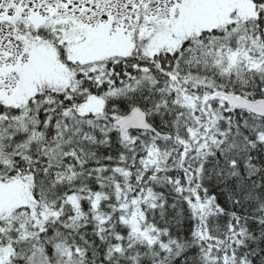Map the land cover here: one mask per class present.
Returning a JSON list of instances; mask_svg holds the SVG:
<instances>
[{
  "label": "snow or ice",
  "instance_id": "snow-or-ice-1",
  "mask_svg": "<svg viewBox=\"0 0 264 264\" xmlns=\"http://www.w3.org/2000/svg\"><path fill=\"white\" fill-rule=\"evenodd\" d=\"M0 264H264V0H0Z\"/></svg>",
  "mask_w": 264,
  "mask_h": 264
}]
</instances>
